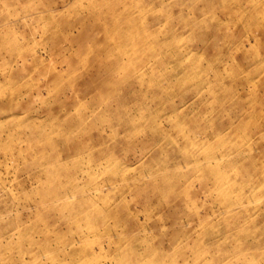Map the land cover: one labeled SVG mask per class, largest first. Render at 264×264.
Instances as JSON below:
<instances>
[{
	"label": "rangeland",
	"instance_id": "374dc122",
	"mask_svg": "<svg viewBox=\"0 0 264 264\" xmlns=\"http://www.w3.org/2000/svg\"><path fill=\"white\" fill-rule=\"evenodd\" d=\"M0 264H264V0H0Z\"/></svg>",
	"mask_w": 264,
	"mask_h": 264
}]
</instances>
